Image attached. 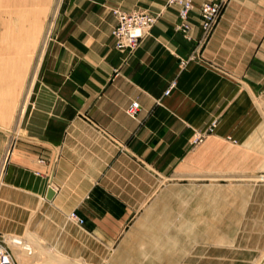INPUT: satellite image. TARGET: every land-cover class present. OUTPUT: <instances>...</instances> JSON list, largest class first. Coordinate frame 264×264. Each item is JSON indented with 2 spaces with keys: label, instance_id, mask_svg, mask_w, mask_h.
Returning a JSON list of instances; mask_svg holds the SVG:
<instances>
[{
  "label": "crops",
  "instance_id": "crops-1",
  "mask_svg": "<svg viewBox=\"0 0 264 264\" xmlns=\"http://www.w3.org/2000/svg\"><path fill=\"white\" fill-rule=\"evenodd\" d=\"M204 1L194 2L184 35L167 0H32L52 34L12 135L0 122V235L30 232L34 245L105 264L168 255L175 264H264V0H230L207 39ZM114 10L157 16L133 53L114 48ZM35 44L29 34L23 47ZM217 122L250 130L263 170L241 168L232 183L225 164L230 182L209 186H222L223 214H209L208 247L193 245L185 262L183 235L176 249L161 247L168 238L152 224L183 204L179 181L194 175L196 144Z\"/></svg>",
  "mask_w": 264,
  "mask_h": 264
},
{
  "label": "rangeland",
  "instance_id": "rangeland-1",
  "mask_svg": "<svg viewBox=\"0 0 264 264\" xmlns=\"http://www.w3.org/2000/svg\"><path fill=\"white\" fill-rule=\"evenodd\" d=\"M38 11H40L38 5H33L32 0H0V122H3L2 127L7 129L9 135H12L15 129L23 102L28 101L30 85L39 69L38 57L42 43L47 35L52 34L49 16L38 15ZM29 34L35 38L36 44L33 48L23 47ZM218 124L219 122L208 128L196 144L199 149V161L195 164L194 175L189 172L183 181H179L184 184L183 204L178 201V206L172 208L167 223L152 224L153 231H159L161 236L165 235L168 238L159 241L161 247L166 243L167 248L176 249L177 235H183L185 262L187 258L190 259L186 257V253L193 245L200 248L208 247L209 241L206 237L209 214L212 216L216 214L217 221H220L219 217L223 214L222 186H216L215 192L212 188V195L209 186L230 182L229 173L225 175V164L228 172H231L232 183L239 182L241 168L244 171L247 169L248 172L263 170L261 166L263 159L259 155L261 159L257 160L256 155L257 152L263 151V145L246 143V131L249 129L223 128ZM241 150L244 152L243 160H241ZM259 167L262 168L258 169ZM249 178L255 180L258 177ZM174 217L178 221L175 222ZM219 226L220 224H217V229ZM193 234L200 235V239L193 240ZM0 236L5 239L18 238L23 244L31 246L32 251L28 255L21 253L19 249L9 248L14 264H105L107 259L106 256L101 255H60L58 253L60 249L49 250L42 244L34 245L30 232H9ZM145 242L155 243V241ZM87 246L96 248L92 240L87 241ZM143 258L148 264H153L150 260H156L154 264L176 263V256L168 255L167 257H130L127 264H133L134 260Z\"/></svg>",
  "mask_w": 264,
  "mask_h": 264
},
{
  "label": "built area",
  "instance_id": "built-area-1",
  "mask_svg": "<svg viewBox=\"0 0 264 264\" xmlns=\"http://www.w3.org/2000/svg\"><path fill=\"white\" fill-rule=\"evenodd\" d=\"M196 0H167V6H176L178 8V31L186 35L190 28L188 20L190 12L194 8ZM230 0H207L199 6V24L204 39H207L213 33L221 15ZM116 24L111 31V37L114 42V48L121 52L133 53L140 41L148 34L150 29L157 21V16L145 11L124 13L117 10L112 11ZM168 89L165 94L169 93ZM139 109V104L133 101L126 109L128 116L134 118ZM69 218L78 225L83 224V220L75 214H70ZM0 264H14L7 246L6 239L0 236Z\"/></svg>",
  "mask_w": 264,
  "mask_h": 264
},
{
  "label": "bare ground",
  "instance_id": "bare-ground-1",
  "mask_svg": "<svg viewBox=\"0 0 264 264\" xmlns=\"http://www.w3.org/2000/svg\"><path fill=\"white\" fill-rule=\"evenodd\" d=\"M7 246L19 249V251L22 253H30L32 251L31 246L27 244H23L21 239L10 237L9 239H6Z\"/></svg>",
  "mask_w": 264,
  "mask_h": 264
},
{
  "label": "water",
  "instance_id": "water-1",
  "mask_svg": "<svg viewBox=\"0 0 264 264\" xmlns=\"http://www.w3.org/2000/svg\"><path fill=\"white\" fill-rule=\"evenodd\" d=\"M52 195H53L52 190H48V191H47V194H46V198H47V199H50Z\"/></svg>",
  "mask_w": 264,
  "mask_h": 264
}]
</instances>
